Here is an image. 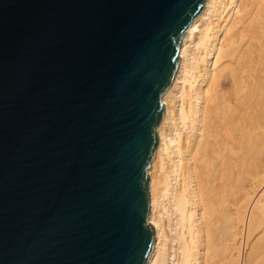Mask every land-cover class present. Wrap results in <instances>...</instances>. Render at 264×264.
I'll use <instances>...</instances> for the list:
<instances>
[{"label":"water","instance_id":"95a60500","mask_svg":"<svg viewBox=\"0 0 264 264\" xmlns=\"http://www.w3.org/2000/svg\"><path fill=\"white\" fill-rule=\"evenodd\" d=\"M206 0H0V264H148L149 175Z\"/></svg>","mask_w":264,"mask_h":264},{"label":"bare ground","instance_id":"6f19581e","mask_svg":"<svg viewBox=\"0 0 264 264\" xmlns=\"http://www.w3.org/2000/svg\"><path fill=\"white\" fill-rule=\"evenodd\" d=\"M262 28L264 0H206L203 13L182 38L178 70L162 98L159 144L148 170V220L156 234L148 264H252L264 252V238L251 239L249 231L253 217L258 229H264V162L260 167L256 163L264 156V113L258 121L261 133L256 128L259 142L252 144L260 143L256 154H261H253L257 161L250 157L260 170L247 191V167L257 168L250 167L253 162L248 166L246 158L258 145L249 151L251 127L235 115L240 109L234 106V111L233 100L222 92L231 82L238 100L252 89L247 79L253 72L246 78L242 70L237 81L234 67L252 55L253 37ZM263 56L260 52L259 61ZM247 63L255 71L252 56ZM251 133L255 135L254 128Z\"/></svg>","mask_w":264,"mask_h":264},{"label":"rangeland","instance_id":"374dc122","mask_svg":"<svg viewBox=\"0 0 264 264\" xmlns=\"http://www.w3.org/2000/svg\"><path fill=\"white\" fill-rule=\"evenodd\" d=\"M264 28H262V29H260L259 30V32H258V35H256V38H254L253 36V46L250 48V54H252V55H247V57L244 59V58H242L241 59V61H240V63H239V65H240V68L238 69V67H239V65H238V67H237V65L234 67V68H236V70H235V72H236V74H235V76H237V81H239V76L240 75H242L241 77H245L244 75H246V78H247V75L248 74H250L251 75V72H253L252 74L253 75H251V77L249 78V79H247L248 80V82H247V87H249L250 88V86H251V84H252V89H247L248 90V92H247V90H245L242 94H240V97H239V99L238 100H236V98H235V96H236V94L234 93V88H233V86H232V84H231V82H230V84H228L226 87H224V90L222 91L223 93H225V96H229L233 101H232V103L230 104V105H232L231 107L233 108L234 106H235V108H239L240 109V111L238 112L237 111V109L235 110V108H233V110L234 111H237V114H235V115H237V116H240L241 115V117H243L244 118V120H245V123H246V126H247V128H248V125H250L249 126V128L251 127V130L248 132V134L247 135H250V136H248V137H250L249 139H248V143H250V144H247V148L249 149V147H250V149H249V151H251V147H253L254 145V147H256L257 145V147L255 148V150H254V148H252V150L254 151H252L251 152V154L250 153H248V154H250V155H252V156H248V154H247V156L249 157H247L246 158V164L248 165V164H250L251 162H256L257 161V159H255V157L256 156H254V155H257L256 154V152H258V148H259V144L260 143H258L259 142V139L258 138H260V137H257L258 136V132L256 131V128H257V130L259 129V126H260V124H258V121L261 119V114L262 113H264V56H263V58L259 61V53L260 52H262L263 53V55H264ZM261 31H263V33H261ZM262 35V36H261ZM259 37V38H258ZM256 39V40H255ZM258 39H259V41H258ZM262 41V42H261ZM255 42V43H254ZM260 45H259V44ZM260 46V47H259ZM254 47V48H253ZM261 47H263V48H261ZM259 48H260V50H259ZM246 49V47L244 48V50ZM253 50H254V52H253ZM257 51V52H256ZM254 54V55H253ZM258 54V55H257ZM250 56H252V59H253V62L256 64V66L254 65V63H252V67L254 66L256 69H255V71L253 70V68H247L246 66L248 65V63L247 62H249V57ZM244 59V60H243ZM255 59V60H254ZM257 62V63H256ZM259 63V64H258ZM263 63V64H262ZM257 64H258V66L260 67H258L257 66ZM262 67H263V69H262ZM246 69H248V70H246ZM250 69V70H249ZM239 70V71H238ZM243 70V72H242V74H240V72ZM252 70V71H251ZM261 71H263L262 73H263V75H262V73H261ZM256 74H255V73ZM239 73V74H238ZM261 74V75H260ZM228 77H230V75L228 74L227 75ZM255 76H259V77H255ZM263 78H262V77ZM255 77V80L253 79ZM258 79H260V80H258ZM258 83H257V82ZM252 82V83H251ZM259 82H261V86L260 87H258L259 85H260V83ZM250 83V84H249ZM254 86V87H253ZM256 87V88H255ZM261 88H262V90H261ZM256 89V90H255ZM259 89V90H258ZM251 90H255V94L254 93H252V95L250 96H248V94H251V92H253V91H251ZM261 90V91H260ZM263 92V96H261L262 93ZM245 96H246V98H245ZM261 96V97H260ZM263 97V98H262ZM234 98V99H233ZM241 98H244V99H242L241 100ZM247 99V100H246ZM241 100V101H240ZM235 101V102H234ZM238 101V102H237ZM240 102V103H239ZM235 104V105H234ZM237 106V107H236ZM240 106V107H239ZM242 111V112H241ZM246 111H247V114H246ZM244 112V113H243ZM261 112V113H260ZM260 114V115H259ZM245 115H247L246 116V118H245ZM252 116V117H251ZM258 119V120H257ZM256 120H257V122H256ZM260 123V122H259ZM256 124H257V126H256ZM248 128V129H249ZM252 128H254L255 129V135H254V133L252 134L251 133V131H252ZM260 131V133H261V129H259ZM259 133V134H260ZM251 135H253V136H251ZM247 137V138H248ZM255 138H257V139H255ZM252 140V141H251ZM254 140H256V141H258V142H256V143H258L257 145L256 144H254V145H252L253 143H255V142H253ZM248 145H249V147H248ZM252 145V146H251ZM248 151V152H249ZM263 151V152H262ZM261 152H262V155H264V150H262ZM254 154V155H253ZM261 154V153H260ZM260 154H258L257 156H260ZM250 157H252L253 159H255V160H253L252 158H250ZM264 156H260V158L261 159H263L260 163H259V161H260V158L258 159L259 161L258 162H256L257 163V165L260 167L261 165H262V163L264 162V158H263ZM252 160V161H251ZM248 161H250V162H248ZM251 163L252 165L250 166V167H252L253 165L257 168V166L255 165V163ZM259 163V164H258ZM264 164V163H263ZM249 166V165H248ZM253 166V167H254ZM254 167V168H255ZM259 167L256 169V171H253V168L251 169H248V167H247V180L249 179L250 181H247V187H248V189H247V191L249 190V188H250V190L254 187V185H255V182L256 181H254V180H256V178H254L255 176H256V174L255 173H257L258 174V171L260 170L259 169ZM255 172V173H254ZM249 175V176H248ZM257 176H260V177H262L261 175H257ZM251 178V179H250ZM259 178V177H258ZM253 181V183H251ZM251 184V185H250ZM260 188V187H259ZM259 188H257V190L259 189ZM247 210H248V206H247ZM249 231H251V235H252V238L251 239H255L256 241H258L257 239H259L258 237L260 236V238H261V240H262V238H264V229H262L261 228V230L260 229H258V225H257V222L255 221V218L253 217L252 218V220H251V223L249 224ZM260 231V232H259ZM253 234H255L254 235V237H253ZM260 234V235H259ZM258 235V236H257ZM259 242H260V240H259ZM261 243V242H260ZM264 243V239H263V241H262V243H261V245ZM264 245V244H263ZM259 253H261V252H259ZM259 253H257V255H256V258L254 259V260H252L251 262H252V264H264V252L262 251V253L261 254H259ZM257 260V261H256ZM250 262V263H251ZM234 264H238V260H235L234 261Z\"/></svg>","mask_w":264,"mask_h":264}]
</instances>
